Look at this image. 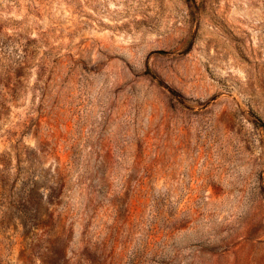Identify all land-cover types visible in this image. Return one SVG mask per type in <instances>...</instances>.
Listing matches in <instances>:
<instances>
[{
	"label": "rangeland",
	"instance_id": "obj_1",
	"mask_svg": "<svg viewBox=\"0 0 264 264\" xmlns=\"http://www.w3.org/2000/svg\"><path fill=\"white\" fill-rule=\"evenodd\" d=\"M0 264H264V0H0Z\"/></svg>",
	"mask_w": 264,
	"mask_h": 264
}]
</instances>
